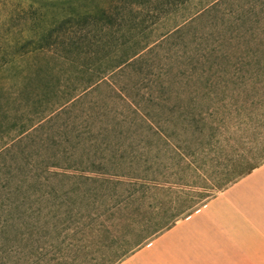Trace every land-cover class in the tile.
Here are the masks:
<instances>
[{
	"label": "trees",
	"instance_id": "obj_1",
	"mask_svg": "<svg viewBox=\"0 0 264 264\" xmlns=\"http://www.w3.org/2000/svg\"><path fill=\"white\" fill-rule=\"evenodd\" d=\"M192 1H69L70 10L52 20L35 11L40 16L27 20L28 34H0V231L13 220L2 217L3 211L32 205L25 199L30 188L40 202L46 189L56 191L64 178L78 176L72 170L83 168L77 166L84 161L75 165L73 160L83 145L98 150L137 141L131 146L148 148L151 139L175 148L181 144L172 140H180L189 147L206 127L213 135L217 132L224 119L218 108H227L225 102L216 105L217 93L227 81L224 74L234 73L185 60L172 65L149 50L185 29L179 20L155 34L158 17L149 15L167 19ZM210 69L216 73L207 75ZM191 84L194 95L187 93ZM178 129L190 136L180 139ZM88 166L81 169L85 179L106 173L101 162ZM141 180L128 184L162 189L159 183ZM190 202L166 213L153 233L189 212L196 205Z\"/></svg>",
	"mask_w": 264,
	"mask_h": 264
},
{
	"label": "rangeland",
	"instance_id": "obj_2",
	"mask_svg": "<svg viewBox=\"0 0 264 264\" xmlns=\"http://www.w3.org/2000/svg\"><path fill=\"white\" fill-rule=\"evenodd\" d=\"M69 1L83 5L93 0H0V34L10 30L28 34L27 20L39 15L35 11L52 20L53 15L70 10ZM205 1L193 0L167 19L149 15L158 17L155 34L175 21H190ZM205 17L195 18L171 42L149 50L172 65L185 60L236 74H224V92L217 93L216 105L227 104L226 109L218 108L223 109L224 119L217 132L213 135L206 127L189 147L180 140H172L181 144L175 148L151 139L148 148L132 147L137 141L126 145L120 141L118 148L110 149L81 146L73 161L75 165L84 161L77 166L83 168L69 169L78 176L64 178L56 191L46 189L40 202L32 187L25 195L32 205L2 212V217L13 220L0 231V264H118L166 230L153 233L156 223L167 219L166 213L190 201L196 204L175 217L174 224L264 163V50L245 45L242 37L233 39L232 30ZM214 69L207 75L215 74ZM195 89L191 84L187 93L194 95ZM176 133L180 139L190 136L181 129ZM91 161L103 163L106 173L89 174L97 179L80 176ZM135 179L159 183L162 189L133 188L128 182ZM200 194L209 195L200 198Z\"/></svg>",
	"mask_w": 264,
	"mask_h": 264
},
{
	"label": "crops",
	"instance_id": "obj_3",
	"mask_svg": "<svg viewBox=\"0 0 264 264\" xmlns=\"http://www.w3.org/2000/svg\"><path fill=\"white\" fill-rule=\"evenodd\" d=\"M203 15L264 50V0H214L185 29ZM118 264H264V163Z\"/></svg>",
	"mask_w": 264,
	"mask_h": 264
}]
</instances>
